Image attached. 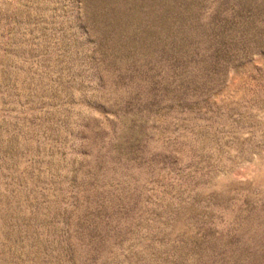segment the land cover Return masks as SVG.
I'll return each instance as SVG.
<instances>
[{"label": "rangeland", "instance_id": "374dc122", "mask_svg": "<svg viewBox=\"0 0 264 264\" xmlns=\"http://www.w3.org/2000/svg\"><path fill=\"white\" fill-rule=\"evenodd\" d=\"M0 264H264V0H0Z\"/></svg>", "mask_w": 264, "mask_h": 264}]
</instances>
